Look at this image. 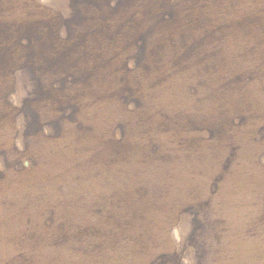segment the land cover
<instances>
[{"label":"rangeland","instance_id":"1","mask_svg":"<svg viewBox=\"0 0 264 264\" xmlns=\"http://www.w3.org/2000/svg\"><path fill=\"white\" fill-rule=\"evenodd\" d=\"M0 264H264V0H0Z\"/></svg>","mask_w":264,"mask_h":264}]
</instances>
